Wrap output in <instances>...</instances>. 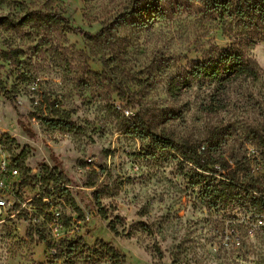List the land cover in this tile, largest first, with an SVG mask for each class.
I'll return each mask as SVG.
<instances>
[{
    "label": "rangeland",
    "instance_id": "1",
    "mask_svg": "<svg viewBox=\"0 0 264 264\" xmlns=\"http://www.w3.org/2000/svg\"><path fill=\"white\" fill-rule=\"evenodd\" d=\"M31 11L111 31L13 24ZM231 46L258 79L169 92ZM0 78V182L26 201L0 210V264H264V25L213 0H0ZM185 143L209 170L185 160ZM47 168L59 189L40 188Z\"/></svg>",
    "mask_w": 264,
    "mask_h": 264
},
{
    "label": "trees",
    "instance_id": "2",
    "mask_svg": "<svg viewBox=\"0 0 264 264\" xmlns=\"http://www.w3.org/2000/svg\"><path fill=\"white\" fill-rule=\"evenodd\" d=\"M213 8L220 11L223 16L236 17L241 19V21L256 20L260 24L264 25V0H213ZM32 16L46 18L54 23L65 24L74 32L82 34L88 39L103 36L104 33L111 31V29L107 26L103 27L99 32L93 34L82 27L73 26L63 13L48 11H31L19 21L13 22V24L18 25ZM19 52L20 51L18 49H13L3 54L6 59L18 62ZM185 75L188 79H183L180 83H174L170 86L169 92L172 95H176L184 85L190 82V79L223 80L237 77L258 79L261 76V70L259 69L257 62L252 57L247 56L244 51L231 46L223 50L217 48L211 52L208 58L192 62ZM2 84L3 82L0 78V86H2ZM120 90L121 92L123 91L122 89ZM214 110L215 109L213 107H210V112H213ZM48 122L53 124L54 127L72 126V123L63 119H49ZM144 130L147 134L153 136V138H163L159 135H155L147 127H144ZM179 149L185 160L192 162L198 169L209 170V167L214 164L211 159L203 157L198 149L189 143L180 144ZM62 181H64L62 172H58L55 168H47L44 175L39 179V185L40 188L44 190H48L52 186H54L55 189H59L58 185L63 183ZM259 190L263 191L260 187ZM221 195L222 199H226L227 193L224 190L221 191ZM39 203L43 204V207L47 209L50 208V205L46 203L45 200L42 201V199H39ZM51 252L55 253L56 249L53 247Z\"/></svg>",
    "mask_w": 264,
    "mask_h": 264
},
{
    "label": "built area",
    "instance_id": "3",
    "mask_svg": "<svg viewBox=\"0 0 264 264\" xmlns=\"http://www.w3.org/2000/svg\"><path fill=\"white\" fill-rule=\"evenodd\" d=\"M5 168H6V164L4 166H2L3 170H5ZM13 172H14V174L19 175L18 169H14ZM0 190L2 191V193L0 192V210L4 207L10 206V205L13 206L14 208L19 207V208L23 209L24 206L26 205V201L24 202L25 199L20 200V199H18V198L16 199L14 197V195L16 196V193L17 194L20 193L19 189L17 190V192H15L14 187H8L4 181H1L0 182Z\"/></svg>",
    "mask_w": 264,
    "mask_h": 264
}]
</instances>
